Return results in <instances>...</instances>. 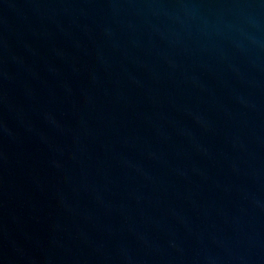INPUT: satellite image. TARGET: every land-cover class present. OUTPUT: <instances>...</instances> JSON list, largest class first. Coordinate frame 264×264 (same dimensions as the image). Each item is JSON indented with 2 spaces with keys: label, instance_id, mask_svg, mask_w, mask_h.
<instances>
[{
  "label": "water",
  "instance_id": "obj_1",
  "mask_svg": "<svg viewBox=\"0 0 264 264\" xmlns=\"http://www.w3.org/2000/svg\"><path fill=\"white\" fill-rule=\"evenodd\" d=\"M0 264H264V0H0Z\"/></svg>",
  "mask_w": 264,
  "mask_h": 264
}]
</instances>
